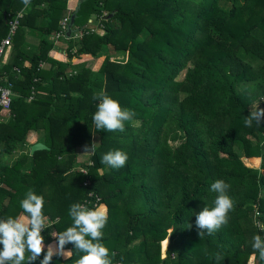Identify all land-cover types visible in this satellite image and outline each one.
I'll use <instances>...</instances> for the list:
<instances>
[{"label": "trees", "instance_id": "1", "mask_svg": "<svg viewBox=\"0 0 264 264\" xmlns=\"http://www.w3.org/2000/svg\"><path fill=\"white\" fill-rule=\"evenodd\" d=\"M67 1L0 0V41L22 13L3 65L13 96L0 108V219L25 216L29 189L44 198L49 227L32 264L72 225L74 203L104 206L101 243L115 252L113 264H247L254 255L264 264L251 246L254 235L264 238V120L244 125L264 109V0H79L69 16ZM29 34L38 37L32 53ZM52 37L68 63L48 56ZM87 57L105 60L93 71ZM101 90L135 112L123 132L95 129L92 97ZM31 131L47 149L30 154ZM93 142L95 153L78 161ZM115 150L127 154L126 165L101 164ZM253 158L258 167L243 161ZM217 179L230 184L234 210L201 240L196 214L213 206ZM65 247L70 258L51 264L81 255Z\"/></svg>", "mask_w": 264, "mask_h": 264}, {"label": "clouds", "instance_id": "2", "mask_svg": "<svg viewBox=\"0 0 264 264\" xmlns=\"http://www.w3.org/2000/svg\"><path fill=\"white\" fill-rule=\"evenodd\" d=\"M27 7L31 0H22ZM93 100L98 101L97 110L92 116V121L97 131L123 132L125 122L132 121L135 112L122 108L119 102L104 90L94 93ZM264 120V109L257 108L250 111L244 119L246 127H252ZM83 123V122H82ZM96 142L84 146V153H95ZM128 156L120 150L109 151L101 157V164L112 169H120L126 165ZM230 184L222 179H217L210 185V191L216 193L213 206H205L196 214L195 225L200 239L205 235L212 236L229 223V213L234 210V201L228 195ZM20 207L25 213L23 218L8 217L0 219V264H32L44 252L45 244L42 231L49 226L45 223L43 214L44 198L37 195L32 189L25 193L20 201ZM68 215L72 225L55 236L56 243L49 244L40 264H51L54 256L64 259L70 258L72 250H66V245L71 244L78 258L74 264H113L115 252L101 243L103 229L108 215L106 210L89 208L85 204L74 203L70 206ZM188 227H191L189 225ZM252 249L258 254V259L264 262V238L254 235ZM27 254V255H26ZM165 257L163 253L162 258ZM215 260L221 261L220 253L215 254ZM123 259V258H121ZM253 260L257 256L252 257Z\"/></svg>", "mask_w": 264, "mask_h": 264}, {"label": "built area", "instance_id": "3", "mask_svg": "<svg viewBox=\"0 0 264 264\" xmlns=\"http://www.w3.org/2000/svg\"><path fill=\"white\" fill-rule=\"evenodd\" d=\"M22 17V13H16L13 20L9 22L8 34L0 41V108L9 109L12 102V83L3 81L6 73L3 70L5 64L6 49L12 43V37L15 35L19 25V19ZM67 19L62 21L63 29L65 30Z\"/></svg>", "mask_w": 264, "mask_h": 264}, {"label": "crops", "instance_id": "4", "mask_svg": "<svg viewBox=\"0 0 264 264\" xmlns=\"http://www.w3.org/2000/svg\"><path fill=\"white\" fill-rule=\"evenodd\" d=\"M70 2H71V4H69V1L67 2V15L68 16L70 15V13H72L73 11H75L78 8V7H76V5H77V3H79V0L76 2V4H75V2L73 0H70ZM63 20H65V19H63ZM79 36H80V33L75 34V40L79 39ZM53 39H55V42H56L55 46L57 48L51 50L49 52L48 56L51 57L54 60H57V61H60V62H63V63H68L69 62V59L66 56V54L64 53V51H62V47L64 45L63 42L62 41H59V40H56V38L52 37V40ZM26 40H28V42H27L28 44H27V49L26 50H27L28 53H32L33 51L36 50L35 49V46L37 44L38 37L36 35H34V34H29V35H27ZM54 55H58L60 58H57ZM42 67L44 69H46V68L49 67V65L43 64ZM30 134H32L31 136L34 135L33 132H30L29 135H28V137L30 136ZM28 141H29L28 144H29V148H30V145L35 143L34 142V138L33 137L32 138H29ZM250 160L253 161V162L251 164H248V165H251L253 167H258V165L260 164L259 159L253 158V159H250ZM250 160H247L246 161V159H243V161H244L245 164L247 162H249ZM249 263L254 264V260L251 259L249 261Z\"/></svg>", "mask_w": 264, "mask_h": 264}, {"label": "rangeland", "instance_id": "5", "mask_svg": "<svg viewBox=\"0 0 264 264\" xmlns=\"http://www.w3.org/2000/svg\"><path fill=\"white\" fill-rule=\"evenodd\" d=\"M69 1V4H71V2H70V0H68ZM67 1V2H68ZM74 2H75V4H76V2L78 1V0H73ZM78 5H79V3H77V5H76V7H78ZM89 22H91V20L89 21ZM100 33V32H99ZM101 34V33H100ZM120 56V55H119ZM119 56H117V55H115V56H113L112 57V61H113V58H114V60H120V57ZM85 60H87L86 62H87V66H90L92 69L91 70H93V71H96V70H98L99 69V67H100V65H101V63L105 60L104 59V57H102V58H100L99 60H96V61H92V60H90L89 59V57H87V58H85V59H82V61H85ZM183 76L181 75L180 76V78H182ZM31 132H33V131H31ZM33 136H31L32 134H30V136L29 137H27V142L29 143V141H28V139L29 138H34V142L35 143H41V142H36V139H37V136L39 137V135H36L35 134V132H33ZM34 143V144H35ZM43 144V143H42ZM33 144H31L30 145V147L32 146ZM47 147V146H46ZM29 150H30V148H29ZM239 152V151H238ZM91 154L92 153H84V149H81L80 150V153H79V157H78V161H80V162H84V161H88L89 159V156H91ZM19 155V152H16V154L13 156V158H16L17 156ZM248 164H250V162H248ZM97 200H100L99 198L97 199ZM98 208H100L101 210H105V208H104V206H99ZM24 216H21L20 218H23ZM55 242H51L50 244H54ZM49 245V244H48ZM47 245V246H48ZM161 250H162V255H163V253L165 254V250H166V246L165 245H162L161 244ZM252 257L253 256H251L250 258H249V260H248V262H247V264H251V263H249V261L252 259Z\"/></svg>", "mask_w": 264, "mask_h": 264}, {"label": "water", "instance_id": "6", "mask_svg": "<svg viewBox=\"0 0 264 264\" xmlns=\"http://www.w3.org/2000/svg\"><path fill=\"white\" fill-rule=\"evenodd\" d=\"M75 15H72L69 21V24L67 26V29L65 31V35L69 36L70 32H71V27L73 25V20H74ZM47 149V147L42 144V143H35L30 147V154L32 155L35 151H40V150H44Z\"/></svg>", "mask_w": 264, "mask_h": 264}]
</instances>
